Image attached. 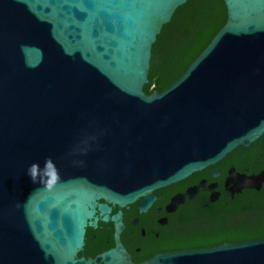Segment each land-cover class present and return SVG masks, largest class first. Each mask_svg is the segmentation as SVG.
<instances>
[{
    "label": "water",
    "instance_id": "obj_1",
    "mask_svg": "<svg viewBox=\"0 0 264 264\" xmlns=\"http://www.w3.org/2000/svg\"><path fill=\"white\" fill-rule=\"evenodd\" d=\"M187 1L0 0V264H264V0L146 94Z\"/></svg>",
    "mask_w": 264,
    "mask_h": 264
},
{
    "label": "trees",
    "instance_id": "obj_2",
    "mask_svg": "<svg viewBox=\"0 0 264 264\" xmlns=\"http://www.w3.org/2000/svg\"><path fill=\"white\" fill-rule=\"evenodd\" d=\"M227 19L223 0H188L178 7L152 45L148 83L158 93L175 83L207 47ZM152 84V85H151Z\"/></svg>",
    "mask_w": 264,
    "mask_h": 264
},
{
    "label": "clouds",
    "instance_id": "obj_3",
    "mask_svg": "<svg viewBox=\"0 0 264 264\" xmlns=\"http://www.w3.org/2000/svg\"><path fill=\"white\" fill-rule=\"evenodd\" d=\"M26 172L33 183H39L43 186L42 189L38 188L37 191L52 190L61 182L59 170L50 157L44 160L43 168L38 163H32Z\"/></svg>",
    "mask_w": 264,
    "mask_h": 264
}]
</instances>
